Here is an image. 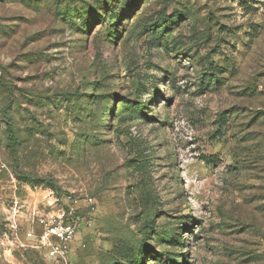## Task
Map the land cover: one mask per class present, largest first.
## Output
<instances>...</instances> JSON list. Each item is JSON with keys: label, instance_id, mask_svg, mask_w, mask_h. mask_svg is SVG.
Listing matches in <instances>:
<instances>
[{"label": "rangeland", "instance_id": "rangeland-1", "mask_svg": "<svg viewBox=\"0 0 264 264\" xmlns=\"http://www.w3.org/2000/svg\"><path fill=\"white\" fill-rule=\"evenodd\" d=\"M0 264H264V0H0Z\"/></svg>", "mask_w": 264, "mask_h": 264}, {"label": "built area", "instance_id": "built-area-1", "mask_svg": "<svg viewBox=\"0 0 264 264\" xmlns=\"http://www.w3.org/2000/svg\"><path fill=\"white\" fill-rule=\"evenodd\" d=\"M67 207L48 211L38 219L40 232L28 230L26 238L35 243L45 257L51 260L65 261L69 254V245L77 233V209L71 197L65 198Z\"/></svg>", "mask_w": 264, "mask_h": 264}, {"label": "trees", "instance_id": "trees-1", "mask_svg": "<svg viewBox=\"0 0 264 264\" xmlns=\"http://www.w3.org/2000/svg\"><path fill=\"white\" fill-rule=\"evenodd\" d=\"M116 19H118V17H117ZM8 131H9V137H10L9 139L13 141L11 147L14 148V147L16 146V144H18L17 141H16L17 139H16V137L13 135V132H12L11 130H8Z\"/></svg>", "mask_w": 264, "mask_h": 264}]
</instances>
